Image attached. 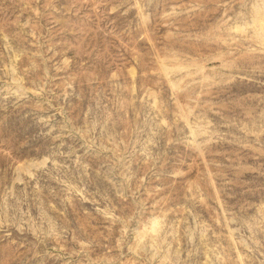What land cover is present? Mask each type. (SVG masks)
<instances>
[{
    "label": "rangeland",
    "instance_id": "374dc122",
    "mask_svg": "<svg viewBox=\"0 0 264 264\" xmlns=\"http://www.w3.org/2000/svg\"><path fill=\"white\" fill-rule=\"evenodd\" d=\"M0 264H264V0H0Z\"/></svg>",
    "mask_w": 264,
    "mask_h": 264
}]
</instances>
